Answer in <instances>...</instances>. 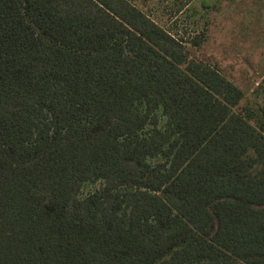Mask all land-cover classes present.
<instances>
[{"label":"trees","instance_id":"trees-1","mask_svg":"<svg viewBox=\"0 0 264 264\" xmlns=\"http://www.w3.org/2000/svg\"><path fill=\"white\" fill-rule=\"evenodd\" d=\"M242 96L128 0H0V264H264Z\"/></svg>","mask_w":264,"mask_h":264},{"label":"rangeland","instance_id":"rangeland-1","mask_svg":"<svg viewBox=\"0 0 264 264\" xmlns=\"http://www.w3.org/2000/svg\"><path fill=\"white\" fill-rule=\"evenodd\" d=\"M128 1L234 83L237 111L264 132V0ZM100 185L85 183L80 196Z\"/></svg>","mask_w":264,"mask_h":264}]
</instances>
